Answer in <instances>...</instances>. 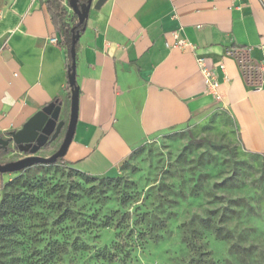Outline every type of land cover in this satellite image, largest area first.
I'll return each mask as SVG.
<instances>
[{"label":"crops","instance_id":"crops-1","mask_svg":"<svg viewBox=\"0 0 264 264\" xmlns=\"http://www.w3.org/2000/svg\"><path fill=\"white\" fill-rule=\"evenodd\" d=\"M0 9V136L62 100L53 153L71 108L61 33L45 0H0ZM173 31L197 50L168 47ZM199 57L216 72L218 99L206 92ZM263 64L264 0H107L91 9L77 43L78 122L64 159L115 175L131 153L192 124L211 101L231 112L242 147L264 155Z\"/></svg>","mask_w":264,"mask_h":264},{"label":"rangeland","instance_id":"rangeland-1","mask_svg":"<svg viewBox=\"0 0 264 264\" xmlns=\"http://www.w3.org/2000/svg\"><path fill=\"white\" fill-rule=\"evenodd\" d=\"M207 107L131 153L115 175L61 162L6 174L0 221L9 207L29 208L4 241L15 262L264 264V155L242 147L226 107ZM24 156L12 150L0 163Z\"/></svg>","mask_w":264,"mask_h":264},{"label":"water","instance_id":"water-1","mask_svg":"<svg viewBox=\"0 0 264 264\" xmlns=\"http://www.w3.org/2000/svg\"><path fill=\"white\" fill-rule=\"evenodd\" d=\"M107 0H88L82 7L78 0H69L71 10L77 15L76 26L88 19L91 9H100ZM75 26V27H76ZM72 28V42L70 54L72 58V73L70 118L66 133L60 147L51 155L43 156L41 150L52 144L61 134L65 121L60 118L62 100H54L37 111L19 130H11L6 136H0V150H14L15 147L26 155L18 160L0 163V173H13L25 170L36 164H52L64 157L73 141L78 122L79 87L76 82V53L80 32Z\"/></svg>","mask_w":264,"mask_h":264},{"label":"trees","instance_id":"trees-1","mask_svg":"<svg viewBox=\"0 0 264 264\" xmlns=\"http://www.w3.org/2000/svg\"><path fill=\"white\" fill-rule=\"evenodd\" d=\"M87 1L88 0H78V6L82 7L83 5L87 3ZM45 4L53 20L55 21L57 29L61 33V36H62L61 42L66 47V67H67V77H68L67 90L71 94L73 85L70 83V75L72 73V58L70 54V47H71L72 34H73L72 28L76 26L78 22V18H77V15L71 10L69 6V0H45ZM86 22H87V19L82 24L75 27V30L79 31L80 35L85 29ZM172 130H176V128H172L171 131ZM45 150L49 151L50 146H47ZM9 152L10 150H7V151L0 150V159H2L4 156L9 154ZM64 157L59 158L56 162H61L63 164L70 166L65 161ZM13 173H16V172H13ZM83 173L92 175L84 171ZM5 174H8V173H4V174L0 173V177H3ZM5 186H6L5 181H2L0 185V191L4 190ZM26 205H27L26 203H21L19 206L9 207L7 212L5 211V213H3V215H6L7 213L8 215H10L8 220L6 221L8 222L11 220L12 223L8 225V223L5 222L4 220L0 221L1 223V226H0V264H17V262H15V256L12 253L13 250H11V252H8L6 250L8 246L4 244V241L5 239H8V237H10L9 239L11 241L15 239V235H16L15 233L17 232L19 218L22 217L29 210V208H27ZM16 216L17 218H15ZM106 250L107 249L103 250L104 258L108 257L109 260L115 259L117 254L112 253L111 250H108L106 254ZM8 256H11L10 260H8Z\"/></svg>","mask_w":264,"mask_h":264},{"label":"built area","instance_id":"built-area-1","mask_svg":"<svg viewBox=\"0 0 264 264\" xmlns=\"http://www.w3.org/2000/svg\"><path fill=\"white\" fill-rule=\"evenodd\" d=\"M3 14V9H0V23L2 21ZM51 41L57 43L59 39L55 36L51 39ZM166 45L171 48H182L192 52H195L197 50V46L188 38L181 35L179 31L171 32L170 36L166 38ZM198 64L204 75L206 92L212 94L215 98L218 99L220 97L218 93L220 83L217 79L215 70L208 66L207 60L204 57L198 58ZM219 66L220 68L225 70V64L223 62L220 63ZM262 72L264 75V64L262 65Z\"/></svg>","mask_w":264,"mask_h":264},{"label":"flooded vegetation","instance_id":"flooded-vegetation-1","mask_svg":"<svg viewBox=\"0 0 264 264\" xmlns=\"http://www.w3.org/2000/svg\"><path fill=\"white\" fill-rule=\"evenodd\" d=\"M53 143H54V142H53ZM53 143H52V144H53ZM52 144H50V145H52ZM50 145H49V146H50ZM14 150H18V148L15 147ZM43 151H44V150H41V152H43ZM55 151H56V150H55ZM55 151H54V152H55ZM41 152H40V153H41ZM54 152H53V153H54ZM25 155H26V154H25Z\"/></svg>","mask_w":264,"mask_h":264}]
</instances>
